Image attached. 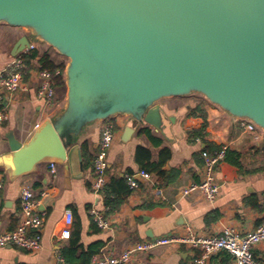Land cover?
<instances>
[{"label": "crops", "instance_id": "obj_1", "mask_svg": "<svg viewBox=\"0 0 264 264\" xmlns=\"http://www.w3.org/2000/svg\"><path fill=\"white\" fill-rule=\"evenodd\" d=\"M27 35L29 32L23 27L0 22V69L16 57L12 52L20 38ZM30 44H35V48L27 51L26 47L22 55L32 50L40 54L48 52L57 61L48 44L34 40ZM41 67L39 57L31 59L26 62L22 88L11 94L0 90L7 107L6 118L0 124V156L11 153V139L27 142L36 127L66 103V95L59 97L57 89V105L52 110L39 97ZM199 100L189 95L160 100L158 103L168 116L164 133L144 125L142 130L137 128L125 136L126 128L132 126V119L126 115L111 117L116 124V137L108 156L107 184L113 183L117 192L112 197L122 203L110 214L106 213L103 194L92 189V165L85 167L83 156L84 174L80 178L72 177L66 164L62 163H56V172L53 173L52 161L41 162L33 171L16 177L0 166V181L3 183L0 189V230H14L19 223L22 186L30 187L41 198L40 210L45 213L41 247L32 252L14 246L0 247V264H59L58 255L64 257V250L71 243L70 237H61L66 210H71L74 218L71 235L79 233L80 237L79 249L71 256L72 262L64 257L69 264H85L83 254L94 246L119 253L137 241L171 232L183 234L191 229L206 235L220 234L225 227L240 233L254 230L264 217V133L244 129L238 118L208 100ZM197 106L205 112V136L192 134L193 129L201 126L200 119L196 122L190 117ZM196 115L199 116L200 111L196 110ZM102 123L97 121L87 125L77 142L81 154L82 145H87L93 160ZM154 138L160 140L159 144ZM223 146L240 153L242 167L226 160L220 164L217 177L221 191L216 201L207 202L199 190L184 194V188L202 178V151L213 152ZM162 149H168L171 156L162 164L164 174L159 175L153 169L154 164L163 161ZM147 152L150 153L149 159ZM142 169L151 173L152 178L140 176ZM127 174H135L139 183L129 195L120 190L117 183L119 178L126 179ZM42 192L46 193L43 197L40 196ZM92 207L103 212L109 224L107 228L99 227L94 221L89 213ZM198 254L199 248L174 244L139 253L126 264H189ZM254 255L264 261V241L255 246ZM209 262L235 264L226 251L213 254Z\"/></svg>", "mask_w": 264, "mask_h": 264}, {"label": "water", "instance_id": "obj_2", "mask_svg": "<svg viewBox=\"0 0 264 264\" xmlns=\"http://www.w3.org/2000/svg\"><path fill=\"white\" fill-rule=\"evenodd\" d=\"M0 22L69 59L66 103L0 166L12 177L44 161L83 176L79 136L94 122L132 119L164 133L163 98L199 93L264 133V0H0ZM264 142V140H263Z\"/></svg>", "mask_w": 264, "mask_h": 264}, {"label": "built area", "instance_id": "obj_3", "mask_svg": "<svg viewBox=\"0 0 264 264\" xmlns=\"http://www.w3.org/2000/svg\"><path fill=\"white\" fill-rule=\"evenodd\" d=\"M35 44H30L27 51L34 49ZM24 55V54H23ZM20 53L4 68L0 69V90L11 94L20 90L23 86V75L26 69V62ZM60 71L52 72L41 67L39 75L41 84L39 97L43 98L49 110L56 107L55 76ZM7 107L3 103V95L0 94V124L6 118ZM244 129L255 132L262 131L255 123L248 119H238ZM101 136L98 150L93 160L92 189L102 194L108 183V156L116 137V124L112 118L102 121ZM200 138H197L199 140ZM227 147L223 146L216 151H202L203 168L202 178L198 183L192 184L183 189L184 194L199 190L207 202L213 203L221 191V184L217 177L220 164L225 160ZM50 168L56 172V163L51 162ZM139 175L145 179H151L152 174L146 170H140ZM126 180L132 189L138 188L139 183L135 174H127ZM3 183L0 181V189ZM45 192L40 194L45 196ZM20 196V219L16 228L11 231L0 230V247L14 246L26 251H35L41 247V232L45 224V213L40 210L41 198L38 197L28 186H22ZM94 221L101 228L108 227V221L102 211L95 207L89 209ZM65 225L61 230L62 238L71 236L73 225V214L71 210L65 212ZM264 241V217L257 227L248 232L240 233L230 227H225L220 234H197L189 229L186 233L171 232L151 239L137 241L119 253L108 250H100L91 256L88 264H126L134 256L142 252H149L157 247L174 244H186L191 248H199L200 254L193 257L189 264H210L209 259L213 254L221 251L228 252L235 264H264V261L254 255L255 246ZM59 264H69L65 258L58 255Z\"/></svg>", "mask_w": 264, "mask_h": 264}, {"label": "trees", "instance_id": "obj_4", "mask_svg": "<svg viewBox=\"0 0 264 264\" xmlns=\"http://www.w3.org/2000/svg\"><path fill=\"white\" fill-rule=\"evenodd\" d=\"M25 62H29L31 59H34L36 57H39V61L42 65L43 68H47L49 70H51L52 72H56L57 70L60 71V74L55 76V87L58 90V92H62V97L64 98L67 92V87H66V78H65V68H66V63L64 61H55L51 55L48 52H45L43 54H40L38 51L36 50H32L31 53L29 54H24L23 55ZM196 110L200 111V115L197 116L196 115ZM196 110H192V112L190 113V117L193 120L197 119L201 122V126L198 129H193L192 130V134L196 135H201V136H205V130L207 127V124L205 122V112L203 110H201L200 106L196 107ZM203 120V121H202ZM147 134H150L149 131H146ZM156 143L159 144L160 140L159 139H155ZM141 149V148H140ZM143 149V148H142ZM147 159L150 158V153L147 152ZM162 155V159L163 161L161 163H159L158 165L154 164L156 167H154V171L157 172L159 175H163L164 171H162V164L165 162V160L169 159L171 156V152L168 149H162L161 152ZM82 156L84 158L85 161V167H89L92 165V169H93V159L92 156L89 154L87 145L84 144L82 145ZM240 153H238L237 151L234 150H228L226 151V156H225V160L231 162L232 164H234L235 166L241 168V162H240ZM117 183L120 184V190H122L126 195H129L132 191V188L129 187V184L127 182V180L125 178H119L117 180ZM116 189L113 185V183L111 184H107L104 191H103V196H104V202H105V207H106V213L110 214L112 213L115 209H117L119 207V205L122 203L121 201H119L118 199H116L115 197L113 198L112 195L116 194ZM79 233L71 235L70 236V246L68 247L67 250H64V257L66 258V260L68 262H72L71 260V256L73 255V253L75 251H77V249H79L78 246V242H79ZM100 251V246H94L88 249L87 252H85L83 254V257H85V264H88L91 256L94 253H97Z\"/></svg>", "mask_w": 264, "mask_h": 264}, {"label": "rangeland", "instance_id": "obj_5", "mask_svg": "<svg viewBox=\"0 0 264 264\" xmlns=\"http://www.w3.org/2000/svg\"><path fill=\"white\" fill-rule=\"evenodd\" d=\"M43 44H47V43H43ZM49 46V45H48ZM50 51H51V53L52 54H54V57H55V59L57 60V61H64L66 64L68 63V61H69V59L68 58H66V57H64V56H62V55H60L54 48H52L51 46H50ZM58 93V96L59 97H62V92H57ZM190 97H192V98H194V99H196V101H200L199 99H202V100H207L204 96H202L201 94H199V93H192V94H190L189 95ZM65 101V100H64ZM63 101V104L65 103Z\"/></svg>", "mask_w": 264, "mask_h": 264}]
</instances>
